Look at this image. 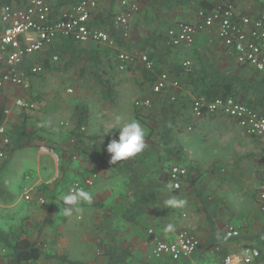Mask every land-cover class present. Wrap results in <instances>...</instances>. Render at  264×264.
<instances>
[{
	"label": "trees",
	"instance_id": "obj_1",
	"mask_svg": "<svg viewBox=\"0 0 264 264\" xmlns=\"http://www.w3.org/2000/svg\"><path fill=\"white\" fill-rule=\"evenodd\" d=\"M12 1L19 0H0V4ZM46 1L51 6L53 15L71 9L79 2V0ZM145 3L148 4L147 7H142L140 12L138 11L139 14L136 13L138 15L133 18L131 27L137 28L141 24H145L150 32L148 36L142 37L135 44L127 42L126 38L122 37L120 30L114 25L113 15L115 9L113 0H108L107 5H102L98 1L91 14L89 25L110 33L115 40V48L96 43L78 42L71 36H57L41 51L24 58L18 65L21 76L32 80L36 76L42 77L45 72L56 69L68 70L85 60L89 65L92 78L102 86L100 90L102 99L112 103L114 87L111 73L116 65L114 63L116 48L126 47L130 50L137 47L153 61V68L148 70L141 64L140 67L132 64L123 71H139L143 82L151 85V88L156 75L164 70L178 81L180 88L174 101L177 106L171 107L173 111H171V114L169 112L170 121H164L156 115L154 118L157 120L155 122L157 126L153 128L148 123L150 131L145 137L146 147L144 151L137 156L113 163L111 162V154L106 149L107 144L112 139L118 140L119 129L111 128L103 134H92L88 130V126H90L88 107L77 104L73 108L75 126L69 135L75 139V152L89 159L95 158L98 167L105 168L111 173H127L130 176L129 191L121 195L123 203H121L118 212L121 219L127 222L125 224L134 225L141 234L150 224L154 226V229H165L163 228L165 226L161 227V222L165 223L162 214L165 210L174 212L173 208L166 206L165 201L168 197L178 194L182 187L181 185L179 189H173L170 185L163 200L160 199L159 192L162 187L165 184H170L169 168L174 162L182 163L183 157H185V151L176 137L181 130V127H179L180 120H177L174 116L177 111L186 112L190 108L192 97L203 96L208 100L217 97H233L264 113L263 73L251 71L250 74H245L240 68L248 67L244 64H239L240 67L234 70L233 66L220 68L208 53L199 49H194L191 65L186 69L184 62L188 59L181 51L174 50V46L168 42V31L156 33L164 25L161 19V14L164 12L183 7L186 4L195 5V11L199 9L208 10L214 8L216 4L206 0H145ZM33 67H39L40 70L34 72L32 71ZM84 73V69H81L80 74L84 75ZM105 74H108L109 77H106ZM6 106L7 99L0 98V124L5 123ZM155 108L156 110L153 112L159 114L160 111L158 113V110L161 107ZM133 114L136 120L139 119L140 123H144L137 107H134ZM24 117L29 118V115L26 114ZM27 122L23 120L21 123L11 125L8 130L11 138V146L8 151L25 147L35 141H42L47 147L52 148L53 146L44 141L45 139H40L39 136L29 130ZM52 206V203L42 204L45 209V219L49 217L53 209ZM151 215L155 217L152 218ZM259 217L262 218L261 228L258 232L245 238L247 241L245 246L257 248L260 255L256 261L264 262V210L256 211L253 220L255 221ZM117 229L115 226L110 225L103 232L97 245V249L106 260V264H192L193 260L198 263H205L209 259L218 261L228 254L229 249L225 243L233 240L227 238L224 233L217 232L210 239L201 243L198 242L197 248L191 257L173 260L170 257L155 258L151 254L146 256L137 249L131 248L128 244L121 245L122 239L116 237L115 234L118 231ZM234 239H242V237L239 235ZM0 248L5 250L4 261L8 264L35 263L43 254L40 244L28 235L3 228H0ZM207 248V251L203 250ZM209 251L212 254H209ZM51 257L60 260L64 264H89L84 261L69 259L66 255L47 256L44 261L48 262Z\"/></svg>",
	"mask_w": 264,
	"mask_h": 264
},
{
	"label": "rangeland",
	"instance_id": "obj_2",
	"mask_svg": "<svg viewBox=\"0 0 264 264\" xmlns=\"http://www.w3.org/2000/svg\"><path fill=\"white\" fill-rule=\"evenodd\" d=\"M98 1L102 5H107L108 0ZM238 2V6H248L252 13L264 10V0H238ZM177 11L180 13L181 9ZM132 36L133 34H131V38H126L127 42L132 41ZM136 51L130 49L129 52L139 54ZM116 55L117 52L114 54L116 65L111 73L114 87L112 103L102 99L100 93L102 86L92 78L89 65L85 60L68 70L56 69L45 72L42 77L36 76L32 80L21 76L24 81L22 85H6L0 89V97L7 96L6 107H18L15 104L17 98H23L27 102L35 104L33 111L29 112L30 115L31 113L33 115L27 122L29 130L39 136L40 139H45L44 141L50 143L53 146V151L62 155L63 158V160L58 161L59 177L56 179L58 181L43 178L44 180L37 185L36 190L29 192L24 191L28 182L22 177L23 174L31 173L42 176L46 171L45 175L47 176L48 172L49 175L54 172L53 164L46 159L48 156L46 152L42 150V155H40L37 147L30 145L15 150L8 159L5 156L0 158V228L28 235L40 244L43 254L37 262H45L46 257L51 255H66L69 259L84 261L89 264H106V260L97 249L99 239L106 230L105 226H107L101 220L99 202L94 201L91 205L84 204L82 206L83 211L71 217H65L58 205L62 195L67 193L71 182L76 178L83 179V171L73 176L69 171L64 170V168L69 167L66 163L70 164L75 161L73 156L76 153L74 149L75 139L69 135L75 126L71 107L74 108L77 104L88 107L91 111L89 112V120L91 119L92 125L93 123L96 124L101 130L117 126L114 123L116 117L120 118L121 124L134 119L133 109L137 107L138 113L144 120L141 125L145 129L146 137L150 131L148 123L153 128L157 126L155 124L157 120L154 118L156 115L164 121L169 120L171 111H173L171 107L177 106L172 97L176 98L179 88L169 87L158 94L153 93L151 86L140 81L139 76H137L139 71L126 72L118 69ZM189 60L191 61V59ZM134 65L140 67L138 62ZM3 69L4 66L0 62V71ZM81 69H84V75L80 74ZM105 76L109 77L108 74ZM145 100H149V102L146 103ZM39 107H68V109L56 113L57 115L60 114L58 117H52L51 114L40 117L38 115ZM155 107H161V110H158V113L160 111L159 114L153 112L156 110ZM6 126L9 129L8 124ZM76 161L89 166L96 164V160L93 162L85 156ZM94 169L97 172L100 171L96 167ZM102 179L110 180L109 184H114L113 188L119 186L122 189V195L129 191L130 176L127 173L115 174L107 171H104L103 175L98 173L94 184L88 187L84 186L83 189L90 192L95 190V186ZM26 192L29 195L28 199L24 197ZM44 203H52L53 205L47 219H45V209L42 207ZM228 207L233 210V203ZM246 212L245 209H242V213ZM255 213L256 210L253 211V216ZM230 218L233 221V214ZM113 226L118 228V231L115 230V234L116 237L122 239L121 245L128 244L131 248L146 253V256L150 255L151 249L149 251L150 241L147 230L149 228L154 229L152 224L145 228L143 234L138 232L134 225L126 224L124 228H121L123 224L117 221ZM5 254V250L0 248V259L3 261ZM48 262L64 264L53 257Z\"/></svg>",
	"mask_w": 264,
	"mask_h": 264
},
{
	"label": "crops",
	"instance_id": "obj_3",
	"mask_svg": "<svg viewBox=\"0 0 264 264\" xmlns=\"http://www.w3.org/2000/svg\"><path fill=\"white\" fill-rule=\"evenodd\" d=\"M206 1L217 4L223 0ZM230 1L233 3L236 13L253 15L264 13V10L252 13L249 11L248 6H238V0ZM147 5L148 4L144 2L141 8L147 7ZM114 9H116L115 6ZM179 9H181L180 13L177 11ZM194 9H196L195 5L186 4L183 7L162 13L161 19L164 25L161 29H158L156 33H164L173 28L180 21L195 22L196 11ZM138 14H135L132 20ZM149 32V28H147L145 24H141L137 28H132L130 24V33L128 37L131 38V34H133V36L132 41H129V43L131 44L132 42L135 44L142 37L148 36ZM87 42L97 43L94 41ZM190 45H173V48L174 50L181 51L187 59H192L194 49H199L208 53L220 68L224 69L233 66L234 70L240 67L234 52L228 51L225 48L219 40L214 27L198 30L193 43ZM121 49L130 51L126 47ZM132 49L137 50V53H144L137 47H133ZM240 68L245 74H250L251 71H254L246 66ZM137 76H139L140 81L143 82L141 74L138 73ZM144 84L149 85L148 83ZM0 98L4 99L7 98V96H2ZM64 109L67 110L68 107H39L38 115H40V117H46L51 114L50 116L52 117H58L60 114L57 115L56 113H60V111ZM71 109H73V107H71ZM5 111L4 122L8 124L9 129L12 124L21 123L23 120L29 121V118L33 116L32 113L31 115L29 113L33 111L32 109L21 107H5ZM26 114L29 115V118L24 117ZM96 115L99 114L96 113ZM174 116H176L177 120H180L179 127H181V130L177 133L176 137L185 151V157H183L184 160L182 163L174 162L173 164L183 165L186 168V174L182 177L180 192L168 197V199L175 197L176 199L185 200L186 203L182 208H173L174 212L165 210L162 214L165 223H163L161 227L165 226L163 228H166L168 224H172L174 226L173 231L167 232L165 229H159L160 231L157 229L155 230L157 232L159 231L167 238H172L179 228L184 227L192 231L199 240V243H201L210 239L211 236L217 232L224 233L229 226H233L240 232L239 235H241L242 239L231 238L233 240H229L225 245L229 249L228 253L240 254L247 243L245 238L252 233L258 232L262 225V218L259 217V219L253 220V211H260L258 207L259 204L256 201L260 183V156L262 153L258 139L245 133L239 127L235 119L219 113L193 117L190 108H188L186 112L177 111ZM167 121H170V119ZM90 123L91 125L88 126V130L92 134H103L111 128L118 129V126H111L107 130H101L96 124L93 123L92 125L91 119ZM189 126L191 127L190 130H188ZM35 142L37 145L34 144ZM35 142L26 146L31 145L37 147L40 155H42V149H46L44 150L48 155L46 159H48V161L50 160L53 164L54 172L52 175H49L50 173L48 172L47 176L45 175L46 171L42 176L32 175L31 173L23 174L22 177L28 182V186L24 190L27 192L36 190L37 185L44 179L56 181L59 177L58 161L63 160L62 155L56 154L53 151V147H47L41 141ZM14 151L15 150L8 151L5 157L8 159L10 155L14 154ZM73 157L75 161H72L70 164L66 163V165L69 166L68 168L64 165L66 167L64 170L67 172L69 171L73 176L81 171H83V176L87 175L91 171H96L94 167L100 170L97 172L100 175H103L104 171L110 172L105 168L98 167L97 164H95V166H93V164L89 166L79 163L76 160L83 156L79 155L77 152ZM89 160L94 162L95 158H90ZM75 180H77V178ZM109 181L110 180L102 179V181L95 186V190L91 191L93 194V202H99L98 205L101 207V220L107 224L105 229L109 228L110 225L113 226L117 221L123 224L121 228H124L127 222L121 219L120 213L118 212L121 203H123L121 199L122 189L119 186H114L113 188L114 184H109ZM169 186L170 184H165L159 192L161 200H163ZM232 203L233 210L228 207ZM242 209H245L247 212L242 213ZM232 214L233 221L230 218ZM150 217L153 218L155 216L151 215ZM126 232L129 234L128 231ZM149 246L150 251V242ZM203 250L207 251L208 248ZM140 252L146 255V253ZM209 252V254H212L211 251ZM149 254H151V251ZM221 262L222 259L218 261L209 259L205 263L221 264ZM192 264H198V262L193 260ZM251 264H264V262L258 260Z\"/></svg>",
	"mask_w": 264,
	"mask_h": 264
},
{
	"label": "built area",
	"instance_id": "obj_4",
	"mask_svg": "<svg viewBox=\"0 0 264 264\" xmlns=\"http://www.w3.org/2000/svg\"><path fill=\"white\" fill-rule=\"evenodd\" d=\"M116 7L113 15L114 25L120 30L122 37L130 33L132 17L140 10L145 0H113ZM98 0H79L71 9L63 10L58 15L46 0H19L0 4V62L4 69L0 71V89L6 85H22L24 83L18 65L30 55L41 51L57 36H71L78 42L94 41L108 47H115L114 38L106 30L93 28L89 25L91 14ZM216 29L217 36L228 51L234 52L239 64H244L254 71L264 74V13L239 14L234 10L230 0H223L212 9L196 11L195 22H179L167 32L168 42L172 45L193 43L196 33L202 28ZM119 49V50H118ZM118 69L125 70L136 62L145 69L153 68V61L144 53H131L118 48ZM56 59V57H54ZM191 61L184 66L188 69ZM40 70L33 67L32 71ZM178 89V81L164 70L158 73L152 85V91L160 93L167 88ZM175 99V97H172ZM146 103L149 100H145ZM16 106L33 109L34 103L17 98ZM6 112V111H5ZM190 112L193 117L204 114L219 113L235 119L239 127L247 134L258 139L260 156V183L257 191L259 207L264 209V113L254 109L233 97H217L208 100L203 96L192 97ZM191 127H188L190 130ZM9 129L0 124V158L4 157L11 146ZM170 185L179 189L186 168L181 164H173L169 170ZM97 171H91L82 180L71 182L67 192L73 188L80 189L94 184ZM26 199L29 195L24 193ZM151 256L155 258L170 257L173 260L189 258L195 252L199 240L187 228H179L172 238L165 237L153 228L147 230ZM224 234L227 238H235L240 232L229 226ZM260 252L255 247L245 246L240 254L228 253L222 258L221 264H251L259 258ZM0 264H8L0 259ZM26 264H54L35 262ZM206 264V263H198Z\"/></svg>",
	"mask_w": 264,
	"mask_h": 264
},
{
	"label": "clouds",
	"instance_id": "obj_5",
	"mask_svg": "<svg viewBox=\"0 0 264 264\" xmlns=\"http://www.w3.org/2000/svg\"><path fill=\"white\" fill-rule=\"evenodd\" d=\"M119 129V137L112 139L107 144V152L111 154V162L120 161L130 157H134L144 151L145 144V129L141 123L135 119L121 124L120 118L116 117L114 121ZM46 150V149H42ZM93 202V194L83 188L71 189L66 194H63L58 205L60 211L65 217H71L74 214L83 211V205H91ZM186 201L183 199L169 198L165 204L169 208H182ZM174 230L172 224H168L165 231L171 232Z\"/></svg>",
	"mask_w": 264,
	"mask_h": 264
}]
</instances>
